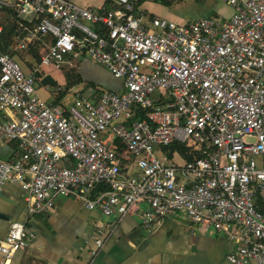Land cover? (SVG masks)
I'll return each instance as SVG.
<instances>
[{
	"label": "built area",
	"instance_id": "2783aa9c",
	"mask_svg": "<svg viewBox=\"0 0 264 264\" xmlns=\"http://www.w3.org/2000/svg\"><path fill=\"white\" fill-rule=\"evenodd\" d=\"M111 1L95 10L72 0H0L19 18L15 48L45 46L31 72L0 50V140L20 150L0 161V194L17 183L27 217L50 213L58 197L115 217L97 225L92 259L136 211L146 231L178 213L232 242L227 264H264V0H221L229 17L181 23L136 13L141 0ZM84 56L121 87L62 103L37 96L41 67ZM173 142L199 156L173 152L177 163L157 154ZM34 237L26 221H10L0 264Z\"/></svg>",
	"mask_w": 264,
	"mask_h": 264
},
{
	"label": "crops",
	"instance_id": "0c3cea01",
	"mask_svg": "<svg viewBox=\"0 0 264 264\" xmlns=\"http://www.w3.org/2000/svg\"><path fill=\"white\" fill-rule=\"evenodd\" d=\"M72 1L80 7L95 10L112 5L111 0ZM219 1L211 6L209 14L199 18L229 17L233 12L231 7ZM8 9V6L0 4L1 28L12 19ZM136 13H142L146 18L165 17L147 5V0L139 1ZM171 16L175 17L172 13ZM23 22L31 23L27 19ZM13 40L7 36L6 29L0 32V50L10 51L22 69L31 72L39 64V56L45 46L39 41L33 44L32 48L34 47L38 59L36 61L31 50H17ZM44 42L48 43L49 39L45 38ZM76 61L80 63L79 73L85 81L90 80L103 86L99 73L112 76L90 57L84 56L64 64L68 67ZM101 89L104 90L103 87ZM80 93L81 89L74 90L75 95H81ZM90 93L91 96L96 94L87 92L81 96L90 97ZM2 116L4 112L0 111V117ZM19 152L16 142L0 140V161L12 160ZM157 152L158 155L164 154L161 150ZM170 160L183 162L176 153L172 154ZM139 207L145 208L141 204ZM12 220L26 221L33 228L35 237L15 253L11 264H227L226 255L234 248L232 242L223 235L212 229L191 225L181 214L164 216L154 224L152 230L146 231L136 211H131L110 232L104 229L109 232L105 247L97 258L92 259L89 250L93 245L92 237L98 231L97 225L102 221H115V217L103 218L97 209H88L81 201L71 197L56 198L54 209L50 213L27 217L23 190L17 183L7 182L0 194V237L5 236Z\"/></svg>",
	"mask_w": 264,
	"mask_h": 264
},
{
	"label": "rangeland",
	"instance_id": "374dc122",
	"mask_svg": "<svg viewBox=\"0 0 264 264\" xmlns=\"http://www.w3.org/2000/svg\"><path fill=\"white\" fill-rule=\"evenodd\" d=\"M218 2L220 1L219 0H171L170 5L164 6L163 4L155 0H147V5H149L152 9L158 11L160 15L173 19L175 20V22L181 23L186 21H192L199 17H203L206 14H209L211 6ZM171 13L175 15V17H172ZM79 68H80V63L77 61L72 62V65H68V67L65 66L64 64V66L61 69L60 68L56 69L52 65L43 66L41 70L42 72H44V75L50 74L58 82V85L56 87L46 88L40 85L38 81L35 87L37 96H39L41 99L44 100L47 99L54 100L57 99L58 97L59 98L58 103H62V101L68 102L72 100L73 97L75 96L74 90L76 89L82 90L86 82L83 79L82 74L79 73ZM77 75L79 77H77ZM99 77L100 80L103 81L102 82L103 87H105L106 89H110V87L112 89H118L120 87V81L110 75L99 73ZM68 79L72 81L75 80L77 82L79 81V83H77L75 87L66 90L65 85ZM98 90L100 92L102 90L101 87L98 86ZM162 93L164 96L167 97L166 91H163Z\"/></svg>",
	"mask_w": 264,
	"mask_h": 264
},
{
	"label": "trees",
	"instance_id": "16d2710c",
	"mask_svg": "<svg viewBox=\"0 0 264 264\" xmlns=\"http://www.w3.org/2000/svg\"><path fill=\"white\" fill-rule=\"evenodd\" d=\"M155 1H157V2H159L161 4H163V5H167V6L171 4V0H155ZM111 7H112V5L111 6H107L104 9H109ZM8 8H9L8 9V13L11 16L12 19H10L6 23V25L3 26L2 31H4L6 29L7 30V36H9L10 39H11V37H12V39H14V36L17 35L16 26H17V23L19 21V18L16 15L15 7H8ZM35 21H37V20H35ZM24 25H31V23L24 22ZM92 27L99 34H104L105 33V30L103 29V27H101V25L96 24V25H92ZM45 38H48L49 41L52 40V37L50 35H46ZM14 41L15 40H13V44H15ZM36 42L37 41H35L34 43H36ZM33 44H31L29 46V48L27 49V51H30L31 50V53L33 54L34 58L36 59V61H38L37 54H35V51H34V47L32 48ZM4 51L7 52L8 54H10L11 56H13V54L10 51H7V50H4ZM42 74H43V72L42 73H37V76L40 77V76H42ZM77 77H79V76L77 75ZM77 83H79V81L77 82L75 80L72 81V80L68 79L67 80V83L65 85V89L68 90L72 86L76 85ZM98 86L99 87H103L101 85H98V84L94 83L93 81H90V80L89 81H86L85 82V86L82 88L80 94L81 95H84L87 92H95V93H98L99 92ZM103 89H106V88L103 87ZM118 89H112L110 87V89H108V90H118ZM89 95L91 96L92 93H90ZM58 99L59 98L57 97V99L52 100V102L58 103ZM137 118H142V115L141 114L138 115ZM114 143H115V146H116V150L118 152H121L123 150V146L119 142H117V141H115ZM161 151L164 154H166L169 158H171L173 152H177L186 161L193 160L195 157H198L199 156V154L198 153H194L191 150V148H189L185 144L179 143V142H173V143H171V144H169L167 146H164V147L161 148Z\"/></svg>",
	"mask_w": 264,
	"mask_h": 264
},
{
	"label": "water",
	"instance_id": "95a60500",
	"mask_svg": "<svg viewBox=\"0 0 264 264\" xmlns=\"http://www.w3.org/2000/svg\"><path fill=\"white\" fill-rule=\"evenodd\" d=\"M40 85L44 87H56L58 82L50 74H45L39 79Z\"/></svg>",
	"mask_w": 264,
	"mask_h": 264
}]
</instances>
